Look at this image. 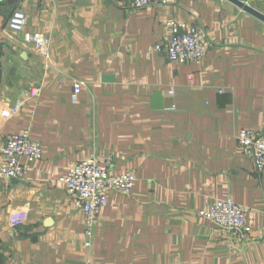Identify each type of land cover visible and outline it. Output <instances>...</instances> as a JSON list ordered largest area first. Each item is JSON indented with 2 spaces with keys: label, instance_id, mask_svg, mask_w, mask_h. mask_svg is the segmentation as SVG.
Wrapping results in <instances>:
<instances>
[{
  "label": "crops",
  "instance_id": "crops-1",
  "mask_svg": "<svg viewBox=\"0 0 264 264\" xmlns=\"http://www.w3.org/2000/svg\"><path fill=\"white\" fill-rule=\"evenodd\" d=\"M243 1L264 14V0ZM131 4L0 0V149L23 131L43 149L23 178L0 177V264H264V170L237 142L264 131V23L227 0ZM179 23L205 31L199 63L157 50ZM37 32L49 41H23ZM90 156L136 179L109 192L86 246L60 178ZM223 198L245 209L248 233L199 215Z\"/></svg>",
  "mask_w": 264,
  "mask_h": 264
},
{
  "label": "built area",
  "instance_id": "built-area-1",
  "mask_svg": "<svg viewBox=\"0 0 264 264\" xmlns=\"http://www.w3.org/2000/svg\"><path fill=\"white\" fill-rule=\"evenodd\" d=\"M168 0H132L133 8L162 6ZM26 16L22 10L15 9L9 16L8 29L16 34L23 31ZM23 41L35 44L47 43L49 38L40 32L25 34ZM163 51L169 61L185 63L187 61L199 63L206 51L205 31L202 28H188L184 24H173L172 35ZM74 86V99L77 91ZM41 92L39 85L32 86L26 92L27 99L38 98ZM172 93V91H169ZM19 102L9 112L14 114L22 105ZM237 142L245 155L250 158L258 170H264V131L245 128L237 134ZM43 149L40 143L29 136L28 131L10 133L4 138L0 149V177L4 179H21L25 176L30 162L40 159ZM27 159V163L22 162ZM136 176L132 171L113 174L109 172L104 161L90 156L72 164L66 175L60 178L71 195L74 206L83 214L84 234L87 238L85 245H90L98 223L99 211L107 204L109 192L116 190L128 194ZM199 215L206 218L216 226L245 234L250 231L246 221V211L239 204L229 198L215 199L207 210L200 211ZM26 218L24 212L9 215L11 225L16 226Z\"/></svg>",
  "mask_w": 264,
  "mask_h": 264
},
{
  "label": "water",
  "instance_id": "water-1",
  "mask_svg": "<svg viewBox=\"0 0 264 264\" xmlns=\"http://www.w3.org/2000/svg\"><path fill=\"white\" fill-rule=\"evenodd\" d=\"M227 1H229L230 3L240 8L241 10L245 11L246 13L250 14L251 16L255 17L256 19L264 23V14L259 12L251 5H249L247 2L243 0H227Z\"/></svg>",
  "mask_w": 264,
  "mask_h": 264
}]
</instances>
